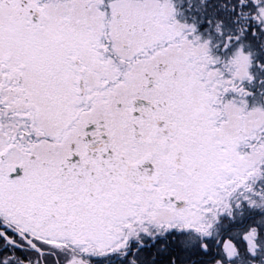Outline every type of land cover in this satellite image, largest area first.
Instances as JSON below:
<instances>
[{"label": "snow or ice", "instance_id": "snow-or-ice-1", "mask_svg": "<svg viewBox=\"0 0 264 264\" xmlns=\"http://www.w3.org/2000/svg\"><path fill=\"white\" fill-rule=\"evenodd\" d=\"M0 264H264V0H0Z\"/></svg>", "mask_w": 264, "mask_h": 264}]
</instances>
